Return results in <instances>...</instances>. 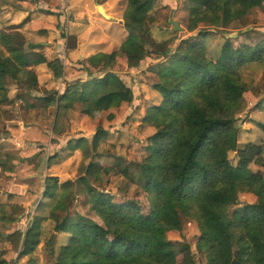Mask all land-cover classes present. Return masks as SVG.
Masks as SVG:
<instances>
[{
    "label": "trees",
    "instance_id": "1",
    "mask_svg": "<svg viewBox=\"0 0 264 264\" xmlns=\"http://www.w3.org/2000/svg\"><path fill=\"white\" fill-rule=\"evenodd\" d=\"M154 1L128 0L123 15L128 35L120 46L130 67L148 57L159 60L145 70L157 77L153 88L159 95V103L151 105L143 118L155 129L148 138L151 157L121 171L145 193L147 208L133 197L118 200L102 185L90 182L100 169L95 161L90 163L89 179L84 178L81 190L102 222L79 212L72 216L62 206V218L52 210L55 231L67 234L59 250L50 249L53 264H182L180 254L195 260L190 244L167 238V233L182 229L185 218L198 223L197 249L206 264H264V175L251 168V164L264 166V144L240 147L235 117L247 91L240 69L263 59L264 42L253 47L229 40L217 56H208L206 41L199 37L182 39L176 47V37L158 41L151 31ZM193 4L191 29L204 37L209 29L227 34L234 22L264 8V0H193ZM20 37L0 31V108L11 101L4 79L46 107L58 104L63 110L77 104L85 112L103 111L133 101V89L112 70L117 53L92 56L90 63L102 68L94 72L85 66L86 77L66 81L62 93L33 94L38 86L36 66L46 63L55 78L64 76L65 66L60 58L48 61L43 52H21ZM99 140L100 133L93 148ZM231 151L236 152V163ZM5 160L0 151V169L8 165ZM104 171L109 177L110 170ZM57 184L56 177H49L44 195L53 197ZM242 191L257 193L259 200L242 204ZM40 220L35 217L25 231L9 234L20 257L30 256L41 243ZM0 264L8 261L0 259Z\"/></svg>",
    "mask_w": 264,
    "mask_h": 264
},
{
    "label": "rangeland",
    "instance_id": "2",
    "mask_svg": "<svg viewBox=\"0 0 264 264\" xmlns=\"http://www.w3.org/2000/svg\"><path fill=\"white\" fill-rule=\"evenodd\" d=\"M87 1L88 4L81 8L78 5L84 6L85 1L0 0V31H11L14 27L8 22L18 21L17 30L12 32L20 33V38L27 43H37L43 38L49 40L51 30L56 33V39H50L54 50L52 56L59 51L68 52L74 40L81 38L76 56L67 57V63H64L67 59H61L65 65L63 77L54 78L48 68H35L38 86L33 94L62 93L66 81L86 77L85 66L98 72L103 65L92 66L91 57H84L93 49L105 54L117 53L112 70L134 91L131 103L103 111L85 112L77 104L66 110L59 108L58 104L46 107L43 101L28 95L12 80H3L11 101L0 108V151L6 155L5 162L8 164L0 169V259L7 260L8 264H53L50 249L57 247L59 250L60 245L66 243L67 234L55 231L56 222L50 217L52 210L62 218L65 214L62 207H66L72 216L79 212L102 222L81 190L84 178L89 179L88 165L94 161L100 169L90 177V182L102 185L118 200L133 197L147 208L145 193L121 171L132 162H147L151 157L148 138L155 129L145 124L143 118L151 105L159 103V95L153 88L157 77L145 70L159 60L148 57L138 67H130L127 56L120 51L128 35L123 18L128 0ZM192 3L193 0H155L151 11L154 17L151 24L153 37L158 41L176 37L175 47L182 39L192 36L194 39L199 37V41L205 39L208 56H217L222 45L229 40L236 46L248 43L253 47L264 42V8H257L241 22H234L227 34L209 29L204 37L198 36V30L191 29ZM32 6L46 9L37 12L38 17L33 23L29 16L23 18L22 13L16 12ZM4 11L10 13L4 14ZM171 17L181 29H174ZM58 39L64 41L63 44H58ZM41 48L38 47L39 51L45 53ZM20 50L23 53L30 51L27 45ZM78 54L80 60L77 59ZM240 71L247 91L240 110L235 114L240 129L239 145L243 147L250 142L264 144V57L245 64ZM98 133L100 140L95 149L92 144ZM80 139L85 141L78 145ZM229 155L236 163V152L231 151ZM106 168L111 172L109 177L104 171ZM251 168L264 175V166L251 164ZM49 177L58 180L53 197L44 195ZM240 199L242 204L255 203L259 196L252 191H242ZM58 205L60 208H57ZM35 217L41 219V243L30 256L20 257L9 234L19 229L25 231ZM199 236L198 223L190 218L183 220L181 230L167 233L169 240L191 246L195 260L184 259V255L180 254L178 260L182 264L207 263L205 255L197 249ZM234 248L237 249L235 244Z\"/></svg>",
    "mask_w": 264,
    "mask_h": 264
},
{
    "label": "crops",
    "instance_id": "3",
    "mask_svg": "<svg viewBox=\"0 0 264 264\" xmlns=\"http://www.w3.org/2000/svg\"><path fill=\"white\" fill-rule=\"evenodd\" d=\"M81 1H85L84 2V6H79L78 5V7H81V8H84L85 6H86V4H88V1L87 0H81ZM110 3V2H109ZM41 10H46V9H40V8H38V7H30V9L28 8V9H24V10H18V11H16V12H19L20 14L22 13V17L23 18H25V17H27V16H29V18L31 19V21H32V23H33V21H35V17L37 16L38 17V13L39 12H41ZM38 12V13H37ZM47 12H49V11H47ZM52 12H54L53 10H52ZM4 14L5 13H10V11H4L3 12ZM50 14V13H49ZM52 15V14H51ZM54 16V15H53ZM5 18H7V17H5ZM91 18V17H90ZM94 18V17H93ZM8 24L10 25V26H13L14 28H11L10 30L11 31H9V32H12L14 29L15 30H17V28H15L16 26H17V24H18V21H9L8 22ZM101 29V28H100ZM8 32V31H7ZM44 36H46V35H43L42 37H44ZM49 38L50 39H56V33L55 32H53V31H51V30H49ZM50 39L49 40H47L46 38H43V40H41V41H39V42H37V43H27L26 42V40L24 39V38H21V40L24 42V45H27V47H29V49H30V51H37V52H42V51H39V49H38V47H42L41 49H44L45 50V56H46V58H47V60L48 61H51V60H55V59H57V58H60V59H62V60H66L67 59V61H65L64 63H67L68 62V59L69 58H67V57H70V58H74L75 56H76V53H77V51H79V49H80V46H81V38L79 37V38H76L75 40H74V42L71 44V48H70V50H68V52H63V51H59V53L56 55V56H52V52L54 51L53 50V46L51 45V41H50ZM63 42L64 41H62V40H60V39H58V41H57V43L58 44H63ZM90 44V43H89ZM32 45H35V48L34 49H31V47H32ZM99 45V43H97V46ZM57 46H59V47H57V48H60V45H57ZM29 51V52H30ZM98 53H100V52H103V53H106V52H104V51H97ZM97 52H95L94 51V49L93 50H90V52L89 53H87L86 55H84V57H86V58H90V57H92V56H94V55H96V54H98ZM81 54V53H80ZM80 54H78V57H77V59H79L80 60ZM83 57H81V59H82ZM63 63V64H64ZM92 65V64H91ZM65 66V65H64ZM93 66V65H92ZM36 69H38V68H40V69H42V70H44V68H48V69H50L49 67H48V65L46 64V63H42V64H40V65H38V66H36L35 67ZM53 74V73H52ZM53 77L55 78V76L53 75Z\"/></svg>",
    "mask_w": 264,
    "mask_h": 264
},
{
    "label": "water",
    "instance_id": "4",
    "mask_svg": "<svg viewBox=\"0 0 264 264\" xmlns=\"http://www.w3.org/2000/svg\"><path fill=\"white\" fill-rule=\"evenodd\" d=\"M102 9H103V8L100 6V10H101V11H103ZM170 22L174 25V29H175V30H179V29H181L179 23H178L177 21H175L172 17L170 18Z\"/></svg>",
    "mask_w": 264,
    "mask_h": 264
}]
</instances>
